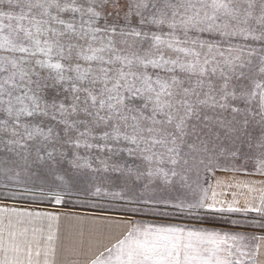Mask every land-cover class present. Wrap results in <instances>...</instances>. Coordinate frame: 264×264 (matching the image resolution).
Instances as JSON below:
<instances>
[{"label": "snow or ice", "instance_id": "6c2138e0", "mask_svg": "<svg viewBox=\"0 0 264 264\" xmlns=\"http://www.w3.org/2000/svg\"><path fill=\"white\" fill-rule=\"evenodd\" d=\"M0 264H264V0H0Z\"/></svg>", "mask_w": 264, "mask_h": 264}, {"label": "crops", "instance_id": "0c3cea01", "mask_svg": "<svg viewBox=\"0 0 264 264\" xmlns=\"http://www.w3.org/2000/svg\"><path fill=\"white\" fill-rule=\"evenodd\" d=\"M41 208H48L49 210H53L51 206L48 204L40 205ZM59 211L66 213L67 215L61 216L60 220V229L61 236L64 238H68L70 236H74L80 227H89L91 226L92 220L100 215H108V216H116L119 211L116 210H106V209H91L85 208L76 205H67L64 204L59 206ZM139 218V217H137ZM236 218V217H233ZM86 221L87 223H81V220ZM146 220H150L151 217H145ZM217 226H226L223 225L221 221L214 222ZM210 226V225H209Z\"/></svg>", "mask_w": 264, "mask_h": 264}, {"label": "rangeland", "instance_id": "374dc122", "mask_svg": "<svg viewBox=\"0 0 264 264\" xmlns=\"http://www.w3.org/2000/svg\"><path fill=\"white\" fill-rule=\"evenodd\" d=\"M65 204H67V205H76V206H81V207L91 208V209H106V210H116V211H119V209H112L111 206L96 207V206H94L92 204L81 203V202L74 201L72 199L67 200Z\"/></svg>", "mask_w": 264, "mask_h": 264}]
</instances>
